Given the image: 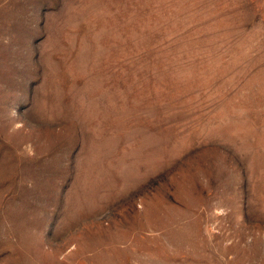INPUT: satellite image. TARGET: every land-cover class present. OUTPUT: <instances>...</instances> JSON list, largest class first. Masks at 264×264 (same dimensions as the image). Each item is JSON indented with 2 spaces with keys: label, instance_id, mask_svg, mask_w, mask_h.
Here are the masks:
<instances>
[{
  "label": "rangeland",
  "instance_id": "rangeland-1",
  "mask_svg": "<svg viewBox=\"0 0 264 264\" xmlns=\"http://www.w3.org/2000/svg\"><path fill=\"white\" fill-rule=\"evenodd\" d=\"M0 264H264V0H0Z\"/></svg>",
  "mask_w": 264,
  "mask_h": 264
}]
</instances>
